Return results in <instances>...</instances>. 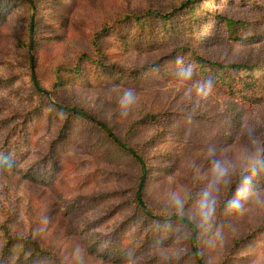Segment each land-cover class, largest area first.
I'll list each match as a JSON object with an SVG mask.
<instances>
[{"label":"rangeland","instance_id":"rangeland-1","mask_svg":"<svg viewBox=\"0 0 264 264\" xmlns=\"http://www.w3.org/2000/svg\"><path fill=\"white\" fill-rule=\"evenodd\" d=\"M171 1L174 0H73L66 26L47 24L45 39L29 49L25 46L27 8L20 4L12 9L0 25V144L9 129L25 119L24 114L36 105L38 96L30 79L33 75L38 87L53 90L65 103L91 110L155 165L142 192L147 204L181 213L204 230L215 218L209 225L201 226L196 209L209 184L212 161H227L234 166L229 183L222 186L218 195V206L236 175L251 168L252 157L260 163L261 178H251L247 194L236 196L238 206L223 208L221 226L202 238L201 249L208 264H219L232 242L248 235L249 245L225 264H264L262 240L253 241L257 234L264 237V102H245L239 95L231 98L217 86L207 98L197 96L194 83L198 79L193 76L192 81L185 83L177 79L179 39H172L160 49L138 50L124 37L109 36L102 50L105 60L119 68L146 70L149 63L160 59L174 75L149 77L135 85H120L113 78L101 81L98 77L86 84L73 77L61 87H54L59 64L72 67L79 54L84 52L91 58L96 55L89 42L90 33L105 21L130 9H167ZM261 1L200 0L193 38L196 50L226 63L257 61L261 67L252 73L264 74V43L229 44L220 18L246 20L254 35L263 36L264 10L256 6ZM42 10L43 26L51 10L46 4ZM29 31L31 38L33 30ZM170 57L171 61L166 62ZM82 77L94 79L86 68L78 78ZM126 87L136 90L137 103L121 119L117 101ZM146 113L158 115L159 122L144 123L135 133L127 134L129 125ZM31 118L26 122L29 148L22 154V166L32 168L52 146L58 168L54 172L47 168L39 182L24 178L19 170H0V221L8 218L12 227L22 229L35 223L42 243L55 251L64 264H195L188 229L167 228L156 235L149 230L152 225L142 226L140 210L131 202L140 171L130 156L116 152L108 156L107 149H116L101 132H87L82 117H72L63 143L55 139L57 120ZM81 126L85 131H79ZM89 143H97L99 149H94V145L91 148ZM169 153L172 172L166 170ZM177 195L181 203H177ZM254 231L256 235H250ZM119 233L124 236L116 241L127 246L136 234L142 236L129 257L107 259L90 248L94 241L101 246L114 242Z\"/></svg>","mask_w":264,"mask_h":264},{"label":"trees","instance_id":"trees-1","mask_svg":"<svg viewBox=\"0 0 264 264\" xmlns=\"http://www.w3.org/2000/svg\"><path fill=\"white\" fill-rule=\"evenodd\" d=\"M31 1V2H30ZM0 0V25L4 23L6 15L12 9L20 4H24L26 9V19L28 26L31 27L33 19V33L30 38V28L26 32L25 46L27 49L30 46L37 47L39 40L45 39L47 24L59 25L64 28L67 23L68 15L73 8V0ZM254 1V0H252ZM200 0H174L171 1L167 9L161 7H147L144 10L130 9L124 14L115 16L110 21H105L101 27L95 32L90 33L89 42L91 43L96 55L91 58L86 53H81L77 56L75 64L70 67L67 64L61 63L57 66V73L55 75V88L61 87L70 78L76 77L77 80L83 81L86 84H91L95 81V77L106 81L110 78L118 82L120 85H135L141 84L146 78L154 79L161 75H174L175 72L167 67L168 64L158 59L149 63L146 70L140 68L122 69L109 63L105 60L103 51L105 48V40L109 36L124 37L128 43L132 44L138 50L143 49H160L165 44H170L172 39H179L180 42V56L183 57L185 65L193 64L195 66L194 77L198 80L211 79L213 86L221 88L229 97L233 98L239 95L245 102L262 103L264 102V74L254 75V70L260 69L257 61H243L226 63L215 59H210L201 55L194 47L193 38L196 36L197 26L196 22L199 19L201 7ZM46 4L51 13L47 15L46 23L41 25L42 7ZM264 10V0L256 3ZM33 11V13L31 12ZM225 26L227 33V40L231 45L250 46L254 44L264 43V35L256 36L250 31V23L246 20L235 19L233 17L220 16ZM87 57V58H86ZM171 61V57L168 59ZM85 64V65H84ZM90 72L93 78H78L85 70ZM31 82L34 92L38 96L35 107L32 111H27L25 119L18 121L9 129L7 135L4 137L2 144H0V170H19L22 171L24 178L30 180L41 181V177L46 174V170L58 168L57 156L54 154V147H48L47 151L43 153L39 161L31 167L22 166V154L29 148L26 136L28 135L26 129V122L31 121L33 116L47 117L51 121H56L58 125L57 136L55 139L62 141L67 136L72 125V117H82L83 124H86V131L94 130L103 134V137L112 143L116 150L107 149L105 152L108 156H114L116 153H125L130 156L138 165L140 171L139 182L137 183L136 191L132 197L131 202L140 210L141 224L152 225L149 230L154 234H161L167 228L176 230L178 228H186L190 231V253L193 256L195 264H208L201 246L202 238L209 236L212 232H216L223 221V208L235 207L231 202L236 200V190L241 186L242 181L246 179L247 184H250L251 178L260 179V163H255L251 168L242 170L231 181L229 188L222 202L217 206L215 212V219L207 230L199 229L198 225L191 222L183 214L171 210H159L151 207L143 199V188L148 183L150 172L155 165L148 162V159L139 151L134 145L127 143L124 138L118 137L111 129L109 124L98 118L91 110L84 109L82 106H72L65 103L56 97L53 90H43L37 86L31 75ZM7 83L10 79H7ZM75 108L76 110L66 109ZM24 115L22 116L24 118ZM150 122L156 125L159 122L158 115L146 113L141 119H138L129 125L127 134H133L139 126ZM85 131L81 126V130ZM91 148L99 149L97 143H89ZM92 145H94L92 147ZM171 153L166 157L170 158ZM21 156V157H20ZM164 157V158H166ZM167 165L169 172H172V162ZM168 161V162H169ZM258 165V167H257ZM67 167V166H66ZM64 168L66 172L67 168ZM255 168V171H253ZM263 173V172H262ZM143 178L140 189L141 199L138 198V191L140 182ZM144 204L145 209L142 208ZM228 212L231 213V211ZM219 223V224H218ZM262 228L264 224H261ZM117 235L115 241L107 243L104 246L100 242L94 241L91 245L93 252H97L99 256L107 259L129 257L136 251L135 246L137 241L142 239L138 233L133 237V242L129 246L122 241H116L117 238H122L124 235ZM40 229H37L35 223L28 224L24 229L14 228L11 226L8 218L0 221V264H64L59 255L46 247L40 240ZM250 235H256V231ZM262 240L261 248L264 250V237L257 234L253 241ZM248 235L239 237L232 242L230 249L226 256L219 264H225L233 257V254L246 248L249 243ZM92 242V240H91ZM91 244V243H90ZM140 246V245H139Z\"/></svg>","mask_w":264,"mask_h":264},{"label":"clouds","instance_id":"clouds-1","mask_svg":"<svg viewBox=\"0 0 264 264\" xmlns=\"http://www.w3.org/2000/svg\"><path fill=\"white\" fill-rule=\"evenodd\" d=\"M176 64L180 66L176 73L177 79L181 83L192 81L195 66L193 64H184L183 57L176 58ZM194 89L197 96L207 98L213 91V81L209 79L197 80L194 83ZM137 103V93L134 88L126 87L121 91L117 101V112L121 119L126 118L133 106ZM250 161L255 164V159L249 157ZM234 166L227 161L213 160L210 169V180L207 188L203 191L200 197L196 215L199 218L201 226L209 225L215 215L218 203V195L222 186L229 183ZM255 171V168H253ZM247 194V181H242L241 186L236 190L237 197H244ZM177 203H181L179 197H176ZM234 206H238L239 200L231 202ZM128 264H132L129 261Z\"/></svg>","mask_w":264,"mask_h":264},{"label":"water","instance_id":"water-1","mask_svg":"<svg viewBox=\"0 0 264 264\" xmlns=\"http://www.w3.org/2000/svg\"><path fill=\"white\" fill-rule=\"evenodd\" d=\"M30 1V0H29ZM31 2V1H30ZM33 19L31 21V31L33 30ZM63 108H66V109H71V110H76L75 108H68V107H65V106H62ZM142 182H143V178L141 179V182H140V188H139V191H138V198L141 199V194H140V189H141V186H142ZM142 208L145 209V206L144 204H142Z\"/></svg>","mask_w":264,"mask_h":264}]
</instances>
